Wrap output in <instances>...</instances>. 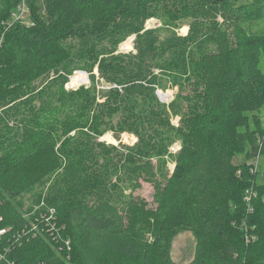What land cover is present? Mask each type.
Wrapping results in <instances>:
<instances>
[{"label": "trees", "instance_id": "trees-1", "mask_svg": "<svg viewBox=\"0 0 264 264\" xmlns=\"http://www.w3.org/2000/svg\"><path fill=\"white\" fill-rule=\"evenodd\" d=\"M42 3L45 16L11 22L0 48L1 264H176L182 232L197 238L189 264H264V185L234 163L248 145L262 154L259 115H246L257 104L240 103L264 102V36L243 27L264 0ZM159 15L187 33L146 29ZM132 36L134 50L114 55ZM75 71L90 84L68 90ZM166 81L179 88L169 105ZM110 132L136 142L108 144ZM143 183L154 207L134 196Z\"/></svg>", "mask_w": 264, "mask_h": 264}, {"label": "rangeland", "instance_id": "rangeland-1", "mask_svg": "<svg viewBox=\"0 0 264 264\" xmlns=\"http://www.w3.org/2000/svg\"><path fill=\"white\" fill-rule=\"evenodd\" d=\"M6 5L9 6L10 10V15L5 16L3 20L0 18L1 23H0V48L3 40H6L7 35L10 34V27H11V22L13 23H18V24H24L25 26H32L34 21L36 22L38 19L37 17L45 16L44 9H43V3L42 0H39V2L35 1L32 2V0H0V6L6 7ZM23 5H25V13L23 17H21V14L23 12ZM40 6L41 9H38V12H36L37 7ZM37 14L35 16L34 14ZM3 20V21H2ZM35 24V23H34ZM243 27L246 29V31L251 34V35H257V36H264V9L262 12L254 17L248 19L246 22L244 21ZM146 29H158L161 32V35L163 37H166L170 35L172 32H178L180 35H185L188 30V25L187 24H182L180 26H175V23L170 22V16L169 15H159L156 16L155 18H151L148 20L146 23ZM136 36H132L128 38L126 41L122 42L118 49L117 52L114 55H117L118 53H128L134 50V40ZM131 41L132 45H130V48H125L123 47V44H126L127 42ZM262 73L264 74V59H262ZM83 72L85 75L88 77L87 82L81 83L76 86H71L69 83L71 82L72 78L80 73ZM95 73L98 74V70L95 68ZM66 85V88L68 90H76L80 88L81 86L89 85L90 80H89V74L84 71H75L72 75H70V81ZM101 86L103 85L102 83L100 84ZM99 86V88H101ZM158 94H161L163 97L162 99ZM186 94V93H185ZM179 95V88L170 81L164 82L163 87H159L157 91V96L159 100L164 103V104H170L172 103ZM166 96H170L169 99H166ZM165 99V100H164ZM261 100H257L255 98L250 99L249 101H242L240 103L241 107H244L248 103L252 104H257V109L251 110L247 112L244 110L243 112H247L246 115L249 116V121L251 122V126L254 124V118L256 114L259 115L260 122L256 124L259 126L258 134H257V146L262 150V154L259 159V167L257 171V176H256V182L259 185H264V102L260 104ZM244 108V109H247ZM180 121V116L175 117L173 119V123L177 126L179 125ZM124 135H126L124 137ZM132 134L129 133H120V134H114L112 132L107 133L102 140L106 141L108 144L112 145H119V144H126V145H133L135 142V139L131 136ZM137 140V139H136ZM252 146L248 145L244 150H239L236 151L234 154V163L236 165H242L246 161L253 162L254 158H252V155L250 153ZM180 149V142H176L171 148H170V153L174 154L178 152ZM165 159L168 160L169 158L165 156ZM169 167L171 171H174L175 169V164L173 162H169ZM252 168V166H251ZM250 172L252 173L251 169ZM253 174V173H252ZM262 192V200L264 202V188H261ZM130 193V191L128 192ZM134 196L136 197H141L145 201H147L150 206L154 207V187L151 186L150 184L143 183L142 189L136 191L134 193ZM250 239V238H248ZM197 238L194 233L192 232H182L180 233L174 240L172 248H171V257L172 260L176 264H189L191 263L197 254Z\"/></svg>", "mask_w": 264, "mask_h": 264}, {"label": "built area", "instance_id": "built-area-1", "mask_svg": "<svg viewBox=\"0 0 264 264\" xmlns=\"http://www.w3.org/2000/svg\"><path fill=\"white\" fill-rule=\"evenodd\" d=\"M25 12H26L25 11V5H23V12L21 14V17H23ZM259 159H260V156H258L256 158V160L253 162V164H251L252 165L251 171L253 174H256L258 171ZM253 197H255V193H254L253 189H248L244 195V201L246 202L250 211H252V207H251L252 203L251 202H252ZM49 220H55V218L53 217V212H52V215H51ZM54 228H55L54 226H52V228L48 227V232L53 230ZM8 232H9V229H5V228L0 229V241L2 240V237L5 236ZM247 241H249V239ZM66 247L68 249H70V242L69 241H66ZM3 261H4L3 255L0 253V264ZM9 264H12V263H9Z\"/></svg>", "mask_w": 264, "mask_h": 264}, {"label": "bare ground", "instance_id": "bare-ground-1", "mask_svg": "<svg viewBox=\"0 0 264 264\" xmlns=\"http://www.w3.org/2000/svg\"><path fill=\"white\" fill-rule=\"evenodd\" d=\"M130 45H132L131 41L127 42L126 44H123V47H125V48L129 47L130 48ZM87 80H88V77L85 75V73L80 72L72 78V80L69 84L71 86H76V85H79L81 83L87 82ZM169 98H170V96H166V99H169Z\"/></svg>", "mask_w": 264, "mask_h": 264}, {"label": "water", "instance_id": "water-1", "mask_svg": "<svg viewBox=\"0 0 264 264\" xmlns=\"http://www.w3.org/2000/svg\"><path fill=\"white\" fill-rule=\"evenodd\" d=\"M159 96H160V98H161V94H158ZM162 99V98H161ZM136 142V141H135Z\"/></svg>", "mask_w": 264, "mask_h": 264}]
</instances>
